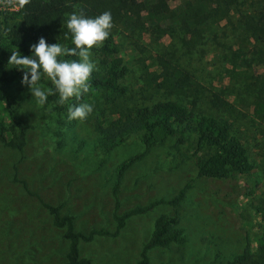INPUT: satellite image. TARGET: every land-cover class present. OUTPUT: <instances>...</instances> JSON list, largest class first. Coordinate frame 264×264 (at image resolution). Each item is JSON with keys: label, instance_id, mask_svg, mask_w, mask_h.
Here are the masks:
<instances>
[{"label": "rangeland", "instance_id": "obj_1", "mask_svg": "<svg viewBox=\"0 0 264 264\" xmlns=\"http://www.w3.org/2000/svg\"><path fill=\"white\" fill-rule=\"evenodd\" d=\"M12 1L0 0V7L4 10ZM178 3L171 0L172 6ZM112 25L130 68L126 105L171 98L222 116L244 140L253 171L229 179L199 176L189 158L192 141L175 145V139H170L147 150L134 134L108 149L85 120L68 119L64 124L55 103L39 104L21 85L20 74L8 90L18 99L20 120L31 127L22 150L0 137V264H62L67 260L69 241L64 229L54 224L46 204L72 216L78 231H108L81 242L80 254L91 264H142L144 246L160 216H179L184 238L149 248L143 264H227L249 241L255 250L264 234V222L255 207H264V119L259 100L264 93V65L253 53L249 34L235 31L232 22L225 21L198 40L157 33V26L145 28L138 22L131 29L122 23ZM166 54L193 75L199 83L198 94L176 97L163 89L146 88L143 72L154 70L157 56ZM91 59L96 66L98 56L93 49ZM40 85L48 88L43 82ZM214 92H223L232 107L215 108ZM0 122L15 128L13 138L18 141L19 129L2 106ZM141 154L120 174L123 162ZM183 188L177 206L158 203L128 218L117 231L115 215L170 200ZM250 189L253 194L248 196Z\"/></svg>", "mask_w": 264, "mask_h": 264}, {"label": "trees", "instance_id": "obj_2", "mask_svg": "<svg viewBox=\"0 0 264 264\" xmlns=\"http://www.w3.org/2000/svg\"><path fill=\"white\" fill-rule=\"evenodd\" d=\"M106 11L111 13L112 24L122 23L130 29L135 28L137 22L145 28L157 26V33L185 35L182 40H198L214 25L218 26L222 21L232 22L235 31L244 30L249 34L255 46L253 53L258 55L259 62L264 65V0H179L175 6L171 5V0H21L18 10L0 8L3 28L0 31V106L19 129L18 141H15V128L11 130L0 122V137L5 144L22 150L27 130L31 127L20 120L18 99L8 90L10 84L22 74L21 70L8 64L12 51L20 52L22 56L31 55L30 46L37 43L40 37L46 38L49 44L58 42L69 48L74 47L66 27L69 16L74 12H83L88 17H95ZM232 17H235V21ZM93 50L98 56V63L89 78L88 92L80 98L73 97L61 105L51 81L46 76L40 81L53 89L45 104L55 103V109L63 118L62 123H69V106L89 103L93 111L85 121L93 126L99 143L108 149L120 145L134 134L140 137L147 150L170 139H175V145L192 141L189 158L199 176L229 179L253 171L244 140L222 116L203 112L194 105L188 106L171 98L126 105L125 99L130 91V68L121 55L119 42L112 30L108 38L99 47H93ZM63 58L77 59L74 56ZM143 73L144 85L150 91L163 89L168 95L176 97L199 92V83L193 75L167 54L158 55L155 69ZM261 79L264 80V75ZM224 96L223 92L213 93L211 102L215 108L229 110L232 107V103ZM259 100L263 105L261 117L264 119V93ZM141 156L136 155L123 162L119 166L120 174ZM184 189L170 200L160 199L115 215L117 231L128 218L146 213L158 203L177 206ZM246 194L251 196L253 190L250 189ZM46 206L53 215L54 224L64 229L63 235L69 241L67 260L62 264H91L89 258L80 254L81 242L92 241L108 231L96 228L89 232L78 231L72 216L62 214L58 206ZM255 207L264 222V207ZM183 238L179 216H160L144 246L142 264L146 261L149 248L169 246ZM258 241L255 250L249 241L246 248L227 264H264V234Z\"/></svg>", "mask_w": 264, "mask_h": 264}, {"label": "clouds", "instance_id": "obj_3", "mask_svg": "<svg viewBox=\"0 0 264 264\" xmlns=\"http://www.w3.org/2000/svg\"><path fill=\"white\" fill-rule=\"evenodd\" d=\"M110 12H103L95 17H88L83 12L72 13L66 21L74 47L60 43L49 44L44 37L30 46L31 55L22 56L12 51L8 64L22 71L21 85L28 88L32 97L43 105L53 89L40 85L42 77H47L63 105L69 99L80 98L88 92V81L95 69L91 59L93 47H99L109 36L112 28ZM74 56L77 59H64ZM93 106L80 103L69 106L68 119L84 121L92 113Z\"/></svg>", "mask_w": 264, "mask_h": 264}, {"label": "built area", "instance_id": "obj_4", "mask_svg": "<svg viewBox=\"0 0 264 264\" xmlns=\"http://www.w3.org/2000/svg\"><path fill=\"white\" fill-rule=\"evenodd\" d=\"M21 0H13L12 2H9L8 5L5 7V9H10V10H18L19 9V4ZM1 8V7H0ZM2 9V8H1ZM4 9V10H5Z\"/></svg>", "mask_w": 264, "mask_h": 264}]
</instances>
